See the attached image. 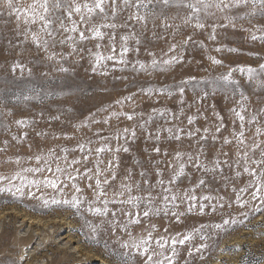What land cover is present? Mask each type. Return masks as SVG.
<instances>
[{"label": "rangeland", "instance_id": "1", "mask_svg": "<svg viewBox=\"0 0 264 264\" xmlns=\"http://www.w3.org/2000/svg\"><path fill=\"white\" fill-rule=\"evenodd\" d=\"M30 0H25V3ZM133 11L129 9L128 13ZM250 7L241 6L233 9L231 15H237V27L217 28L216 39L210 40L208 36L211 28L198 30L192 21L188 25L182 23V17L187 15L186 9L171 8L168 10L169 23L180 25L178 30L169 28L161 29L159 20L153 29L151 19H149L147 31H141L137 25V35L142 43L139 46V53L129 52L126 55L127 65L118 64L116 61H104L92 71L94 59L87 52L83 54V59L73 56L65 67L70 71L60 74L52 71L46 63H42L39 57H33L28 52L23 56L17 54L31 45H23L11 36L7 29L0 23V33L10 36L12 44L0 37V175H12L22 167L37 166V162L29 157H34L40 153H46L48 149H55L58 156H63L60 149L67 147L70 152L68 160L81 159L87 153L71 151L78 142L87 143L92 141L91 147H99V136L109 137L107 143L113 149L112 152H105L100 156V167L105 168L109 160L118 158L112 166V170L118 173V179L113 182L112 187L107 189L108 198H112V189L118 187L124 180V173L131 171L132 180L140 181L143 178L140 172H147V179L159 189V180L162 178L165 184L174 171L167 167V162L178 166L172 160L171 149L178 148L184 152H191L193 155L199 154L202 164L212 165V160L220 156L221 151L228 152L231 161L236 151V141L234 131L238 132L239 121L231 109L240 110L241 104L245 107L246 121L253 114H258L259 124L264 126V88L257 86L256 81H249L246 72H240L239 68L252 66L257 69V80H264V72L259 68L264 64V41L259 39L253 41L251 35L260 36L258 31L260 24H264V17L249 15ZM128 13H125L127 15ZM172 20L171 17H177ZM222 14L217 12L214 18L217 23L226 24L227 21L221 18ZM120 23L118 19L116 21ZM211 20L207 23L210 25ZM242 26V27H241ZM247 29V31L242 30ZM131 28H119L116 31L115 44L117 53L121 45L120 37L127 35ZM163 36L164 40H157L153 35ZM191 36L192 40L181 49H177L184 59L181 63L173 66L164 74H157L151 71L141 72L136 62L143 61L150 63L149 51L155 53L157 59L162 57V51L172 43ZM96 41L86 43V48L97 51L94 47ZM105 47L99 49L103 55L112 54L111 48L107 46V39L103 42ZM15 46V48L13 47ZM129 47H136L133 40L129 41ZM220 48V51H216ZM237 49V51H229ZM67 46L63 49L67 52ZM56 51H60L59 48ZM215 57L222 61V64H213L209 57ZM33 68V76L28 78L27 72L21 78L19 70L12 73L11 65L16 60ZM75 62V63H74ZM134 65H136L134 69ZM232 70L233 80L237 83L226 90L217 89L212 91L203 81L213 77L226 74ZM107 75H103V72ZM48 72V76L41 73ZM189 76H195L201 80L200 87L209 92L205 99H197L199 89L193 92L191 86L186 93L181 96L175 90V84ZM164 85L171 87L173 95L171 97L153 91L151 94L140 92L141 88L157 89ZM241 93L248 99H241ZM24 95H32L33 99L25 101ZM133 95V100L123 101L122 106L115 103L117 99ZM71 109V110H70ZM105 109L104 111H98ZM156 110L155 112L153 110ZM111 111H123L137 114L136 118L129 121L121 117L119 121L112 118L109 124L99 123L91 125L90 128H77V125L89 116L95 114V119L103 120L108 117ZM164 115H160V112ZM142 114V115H141ZM59 117L54 119L53 117ZM149 117L151 120L149 121ZM192 118V123H188V118ZM27 119L32 121L29 125H17L16 120ZM149 121L144 128L140 125ZM235 121V123H234ZM221 132L215 133V129L221 126ZM255 124H245L248 129L245 133L251 142L252 132ZM128 128L136 130V136L132 137L130 132L125 140L123 136L116 139V133ZM172 128L173 132L181 136V140L176 142L168 139L167 132L157 133L156 129ZM208 128L209 132L204 133ZM183 129V132L177 131ZM195 137L186 135L189 131H196ZM24 132L28 135L25 137ZM99 132V136L94 133ZM148 132L152 136H148ZM37 133H43L37 136ZM217 135V140H212V135ZM160 135V140L155 139ZM207 136V140H200L201 136ZM68 138H65V137ZM232 140V144L224 145L223 138ZM259 139H264L260 137ZM31 146V147H29ZM127 147L128 152L123 150L116 152L115 149ZM155 147L161 149L160 154L153 151ZM169 150L167 156L165 150ZM21 158L20 164H16L17 157ZM258 157V153H257ZM223 159L222 156H220ZM186 159V157H185ZM61 166L65 167L63 160ZM97 157L93 154L88 161H82L75 167L81 173L84 169L95 171ZM162 169L163 175L157 176L155 170ZM52 175L51 173H45ZM91 174V173H90ZM107 174V173H106ZM228 175L227 173H225ZM204 174L197 171L189 164L185 169V174L180 176L173 186V193H178L181 189L191 188ZM31 178V177H30ZM35 178L41 179L40 174H35ZM103 179V176L101 177ZM250 177L244 174L236 177L228 175L227 182H221L217 176V182L208 186L196 189L197 197L210 195L214 197L212 201H202L205 204L216 205V211L212 212L206 207V215L200 216L197 207L191 213L186 212L188 202L181 203L177 200V207L168 204V214L153 215L150 218L141 217L139 226L130 225L129 228L134 237L140 239L146 237L149 231L152 232V248L159 251L155 244V239L161 236L169 239L166 245L165 254L171 255V237L180 233L184 234L197 228L200 224L208 225L202 233L194 234L193 238L181 245H175L177 255L174 257V264H264V202L259 197L252 199L251 193L254 188L241 193V199L247 201L243 206L235 202V192L244 187ZM19 183V181H15ZM77 183L83 189V196L92 199V191L87 188L89 183L95 186L94 179L89 181L86 177H78ZM37 197L41 194L44 198L51 200L71 198L73 191L66 188L61 194L50 188L41 186L37 191L35 187L31 189ZM27 192V190H26ZM146 189H134L132 195H144ZM154 204L163 208L164 203L153 192ZM220 197L224 199L221 200ZM127 198V194L125 195ZM195 203V202H194ZM223 204V208L220 205ZM230 205V206H229ZM96 206H100L97 204ZM260 206V211L254 210ZM128 205H112L109 209L115 211L117 208H130ZM81 212H84L82 206ZM172 212H183L180 222L172 216ZM84 215L99 223L101 218L93 217L89 213ZM224 219H235L236 224H230L224 230L214 229L211 226L222 223ZM118 223H127V217H117ZM84 219L76 214L75 209L64 205L47 206L43 201L25 194L23 197H13L8 193H0V264H120L121 257L117 255L121 249L117 244V238L127 239L123 229H118L115 233L105 232L100 236V243L94 244L89 239V230L82 227ZM155 224L153 229L151 226ZM201 235H207V240H201ZM105 243L108 247L105 248ZM201 243H206L208 247L195 251ZM189 249L192 254L188 255ZM133 255H137L133 251ZM23 257V259H20Z\"/></svg>", "mask_w": 264, "mask_h": 264}, {"label": "snow or ice", "instance_id": "2", "mask_svg": "<svg viewBox=\"0 0 264 264\" xmlns=\"http://www.w3.org/2000/svg\"><path fill=\"white\" fill-rule=\"evenodd\" d=\"M241 6L250 7L249 15L264 17V0H30L25 3V0H0V23L3 27L8 30L11 36L17 39V42L25 46L31 45V47H25L23 51L19 52L18 56H23L24 52H28L33 57H39L42 63H46L47 66L54 72L60 74H66L70 71L69 67H65V64L73 57L77 56L83 59V54L87 52L90 57L94 59L92 71L96 72L97 68L102 65L104 61H116L118 64L127 65L128 61L125 58L129 52L139 53L142 41L137 35V25L140 26L141 31H147L149 19L153 24V29L156 27V21L159 20L160 27L163 30L174 28L178 30L180 25H173L169 23L170 17L168 16V10L171 8L186 9L187 15L182 17V23L188 25L192 21H195L194 27L198 30H204L206 27L211 28V32L208 39L215 40L217 35V28L237 27V15L228 14L233 9H239ZM129 9H133L128 13ZM217 12L221 13V18L227 21L226 24L217 23L215 17ZM125 13H128L125 15ZM177 17H171L172 20ZM120 23H117V20ZM212 21L209 25L207 22ZM242 27V26H241ZM119 28H131L127 35L120 37L121 45L119 52L117 53L115 36L116 31ZM247 31V29H242ZM262 34L257 36L251 35L253 41L259 39L264 41V24H260L257 29ZM152 35L157 40H164L163 36H157L155 31ZM0 37H3L9 44H12L10 36H6L0 33ZM107 39V46L111 48L112 54L103 55L99 49L105 47L104 41ZM133 40L136 47H129V41ZM192 40L189 36L179 43H172L168 46L167 51H162V57L157 59L154 52L149 51L148 55L151 57L150 63L143 61H137L136 64L141 72H153L157 74H164L168 72L173 66L178 65L184 59L183 55L177 51H181L185 46ZM96 41L94 47L97 51L93 52L92 49L86 48V43ZM67 46L69 49L64 52L63 49ZM15 48V46H13ZM59 48L60 51H56ZM217 48L216 51H220ZM229 51H237V49H229ZM213 64H222L221 60L215 57H209ZM75 63V62H74ZM134 69L136 65L133 66ZM259 68L264 72V64H260ZM17 70L20 72L21 78L24 77L27 72L28 78L33 76V68L27 67L26 64L22 63L20 59H16L11 65L12 73H16ZM240 72H246L249 81H256L257 86L264 88V80H257V69L248 66L247 68H239ZM103 75H107V72H103ZM41 75L48 76V72L41 73ZM208 87L215 92L217 89L226 90L230 86L237 82L233 80L232 70L230 69L226 74H222L211 79H204L203 81ZM201 80H198L195 76H189L186 79H182L179 83L175 84V90L183 96L189 86H191L193 92L199 93L197 99H205L209 92L204 88L200 87ZM140 92H147L151 94L153 91L166 94L171 97L173 91L170 86L164 85L157 89L152 88H141ZM32 95H24L25 101L33 99ZM241 99H248L241 93ZM133 100V95H128L117 99L116 104L121 105L123 101ZM71 110V109H70ZM105 109H99L98 111H104ZM156 111L155 109L153 110ZM235 113L236 118L239 121V131H234V140L236 141V151L234 157L230 161L228 158V152L221 151L220 156H216L212 160V165L209 167L202 164L199 159V154L193 155L191 152H184L178 148L171 149L172 160L178 163V166L174 165L172 161L167 162L168 168H173L174 171L168 181L161 178L159 180V189L156 185L150 183L146 178L147 172H140V176L143 178L140 181L132 180L131 171L124 173V180L120 182L118 187L112 189V198H108L107 189L112 187L114 181L118 179V173L112 170V166L118 158L114 157L113 160L107 162L105 168H101L100 156L105 152H112L113 149L109 146L107 141L109 137L99 136V132L94 135L99 136V147L92 148V141L88 140L87 143L78 142L71 151H80L81 153H87L83 155L81 159L68 160L70 150L65 147L60 149L63 156H58L55 149L50 148L46 153H40L29 159H34L37 162V166L22 167L18 171H15L12 175H0V193H8L13 197H23L27 194L30 197L40 199L43 204L47 206L49 203L53 205H64L68 208L75 209L76 214L80 215L84 219L82 227H86L89 230V239L94 244L100 243V236L102 233L111 232L115 233L118 229H123L127 239L117 238V244L121 251L116 253L121 257L120 264H174V257L177 255L175 245L177 243L183 245L186 241L193 238L194 234L202 233L208 225L200 224L199 227L193 228L187 234H184L182 238L180 233L176 236L171 237V255H166V245L169 244V239L161 236L155 239V244L159 251L152 248L153 235L149 231L146 237L137 239L133 236L129 226H139L141 224V217L150 218L153 215H164L168 214V204L171 203L173 207H177L176 201L179 200L183 203L185 200L188 202L186 208L187 213H191L194 207L198 205V212L201 217L206 215V207L210 208L212 212L216 211V205L205 204L202 201H212L215 199L210 195H204L197 197L195 194L196 189L205 187L211 183L217 182V176H219L221 182L228 181V175L234 173L236 177H241L247 174L250 177L249 181L244 187H241L238 191L233 186V192H235V202L243 206L247 201L241 199V193L249 191L250 188H254L251 193L252 199H259L264 202V126L259 124L258 114H253L250 119L246 121L245 115L243 114L246 109L241 104L240 110L237 111L235 108L231 109ZM264 111V110H262ZM160 115H164V112H160ZM142 115V114H141ZM137 114L135 112H117L111 111L109 116L104 118L102 121L95 119V114L89 113V116L82 121L81 124L77 125V128H90L91 125L104 123L109 124L112 118H116L117 121L121 117H125L131 121L135 119ZM59 119V117H53ZM151 117H149V121ZM149 121H145L140 125L144 128ZM32 121L27 119L16 120L17 125H29ZM188 123H192V118H188ZM235 123V121H234ZM255 124V129L252 132L251 142L246 137L245 133L248 129L245 128V124ZM221 126L216 127L215 133L221 132ZM157 133L167 132L168 139L179 142L181 136L173 132L172 128L167 129H156ZM177 131L183 132V129ZM132 137L136 136V130L124 128L120 132L116 133V139L119 140L121 136L126 140L128 134ZM196 131H189L186 133L188 137H195ZM209 129L205 128L204 133H208ZM43 133H37V136ZM148 136H152L151 132L147 133ZM23 135L26 137L27 132ZM65 138H68L67 136ZM207 136H201L200 140H207ZM212 140H217V135H212ZM155 139L160 140V135H156ZM232 140L227 137L223 138V144H232ZM31 147V146H29ZM123 150L128 152L127 147H117L116 152ZM153 151L160 154L161 149L155 147ZM258 153V157H257ZM95 154L97 162L95 165V171L91 169H84L81 173L80 169L75 167L82 161H88L90 157ZM169 150L164 151V155L167 156ZM186 157V159H185ZM61 160H63L65 167L61 166ZM21 158L18 156L15 160L16 164H20ZM191 164L196 168L197 171L203 172L204 176L199 178L198 181L188 189H181L178 193H173V186L176 180L185 174L186 167ZM45 173H51L52 175H46ZM91 173V174H90ZM107 173V174H106ZM227 173L228 175H226ZM35 174H40L41 179L35 178ZM157 176L163 175L162 169L159 167L155 170ZM103 176V179L101 177ZM31 177V178H30ZM78 177H86L89 181L94 179L95 186L92 183L87 185V188L92 191V199H88L83 196V189L77 183ZM19 181V183H15ZM144 186L146 192L144 195H132L134 189H141ZM41 186L44 188H50L61 194L64 193L66 188H71L73 194L71 198L56 199L53 197L51 200L44 198L41 194L39 197L31 190L33 187L40 190ZM27 190V192H26ZM153 192L157 193V196L164 203V207H158L154 204ZM127 194V198L125 195ZM223 200V197H220ZM195 202V203H194ZM99 204L100 206H96ZM109 204L112 205H128L130 208H117L115 211L109 209ZM82 206L84 212H81ZM223 204L220 205L223 208ZM230 206V205H229ZM255 211L259 212L260 206L254 208ZM89 213L93 217L101 218L99 223H93L92 220L88 219L84 213ZM127 217V223H118L117 217ZM183 212H172V216L176 218V221L180 222V217L183 216ZM235 219H224L222 223H216L211 227L218 230H224L230 224H236ZM155 229L156 225L151 226ZM201 240H207V235H201ZM105 248L108 247L105 243ZM208 245L201 243L195 251L200 252L201 249H206ZM133 251L137 255H133ZM192 254V250L189 249L188 255ZM23 259V257H20Z\"/></svg>", "mask_w": 264, "mask_h": 264}, {"label": "bare ground", "instance_id": "3", "mask_svg": "<svg viewBox=\"0 0 264 264\" xmlns=\"http://www.w3.org/2000/svg\"><path fill=\"white\" fill-rule=\"evenodd\" d=\"M34 262V261H33ZM33 262L31 264H33Z\"/></svg>", "mask_w": 264, "mask_h": 264}]
</instances>
